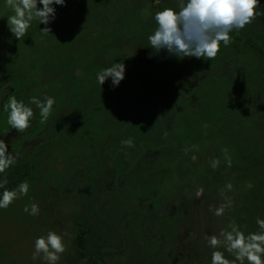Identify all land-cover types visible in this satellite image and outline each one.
<instances>
[{"label": "rangeland", "instance_id": "obj_1", "mask_svg": "<svg viewBox=\"0 0 264 264\" xmlns=\"http://www.w3.org/2000/svg\"><path fill=\"white\" fill-rule=\"evenodd\" d=\"M177 3L66 0L56 6L50 34L34 20L18 41L7 26L13 12L0 0V81L11 85L0 98L14 95L34 110L31 126L18 133L0 100V139L17 162L34 164L23 180L28 194L0 209V264H45L32 253L49 230L66 245L58 264H94L95 256L106 264H209L206 234L219 235L233 221L245 235L260 231L264 16L230 33L232 42L212 61L163 63V51L149 58L156 25L142 10L152 5L154 15ZM117 63L125 64V78L115 88L111 78L101 86L97 74ZM45 94L55 103L41 123L30 98ZM86 114L91 149L85 139L53 138ZM129 137L134 147L121 144ZM228 200L223 216L209 211ZM32 203L37 216L23 211ZM81 219L90 230L86 256L75 248Z\"/></svg>", "mask_w": 264, "mask_h": 264}, {"label": "clouds", "instance_id": "obj_2", "mask_svg": "<svg viewBox=\"0 0 264 264\" xmlns=\"http://www.w3.org/2000/svg\"><path fill=\"white\" fill-rule=\"evenodd\" d=\"M56 6H66V0H5L4 7L13 12L7 18L10 33L16 40H21L35 20L39 25H45L44 28H40L42 32L50 34L52 29L49 25L56 19ZM150 15L156 26L153 33L148 36L149 48L152 49L149 58L163 51L178 60L206 58L212 61L218 55L221 44L227 47L232 42L230 33L239 32L258 16H264V8L261 7L260 0H178L176 8L156 10L154 15L152 5H146L142 10V16ZM125 72V64L117 63L99 72L97 81L102 86L111 78L112 87L115 88L125 78ZM9 86L11 85L8 81H0V93L7 91ZM0 100L4 101L2 110L8 113L7 124L10 129H15L18 133L26 131L31 126L33 108L17 100L14 95L7 96L6 100L4 97ZM30 102L39 109L40 122H46L53 110L55 98L45 94L43 99L31 97ZM121 144L134 147L131 137L122 140ZM191 159L195 161L197 157L192 156ZM16 162L17 157L13 152H8V144L0 139V174L5 173L6 169ZM219 164L218 159H212L213 170H216ZM227 164L231 167L230 159H227ZM7 184L6 177L0 180V189H3L0 209H7L29 191L27 181L21 182L11 190L6 187ZM248 187L251 188L253 185L248 184ZM223 195L222 190L221 196ZM231 204L232 201L228 200L219 206L209 205V211L220 217ZM23 211L31 216H37L40 209L38 204L32 203L30 206L26 204ZM256 224L260 231L249 232L247 235L235 221L229 224V230H221L219 235L206 234L207 246L213 249L209 264H264V219L257 218ZM66 250L63 236L49 230L46 236L35 239L32 259L40 258L45 264H58ZM225 253L234 259L229 260Z\"/></svg>", "mask_w": 264, "mask_h": 264}, {"label": "trees", "instance_id": "obj_3", "mask_svg": "<svg viewBox=\"0 0 264 264\" xmlns=\"http://www.w3.org/2000/svg\"><path fill=\"white\" fill-rule=\"evenodd\" d=\"M255 45V44H253ZM257 47V46H255ZM261 51V49H259ZM176 59L175 57L169 56L167 53L161 55V57L159 58V61L163 62V63H168L172 60ZM96 110V109H95ZM90 119V115L86 114L82 115V116H78V118L74 119L73 121L69 122L66 126L65 129H60L58 130V133H56L54 135L53 138H56V136L62 135L64 137V143H69V139L72 136L73 138H75L76 140H78L79 144L81 145L83 139L84 142L86 144H89L90 140L89 138L86 136L88 134V120ZM85 125H87V127L85 128ZM80 139L82 141H80ZM93 144L90 143L89 144V149H91V146ZM12 170H10V172L2 173L0 174V180L4 179L5 177L8 180V184H7V188L9 190L16 188L21 182H23V180L25 178H31V175L33 170H34V164L32 163V161L28 160V159H23L22 161L16 162V164H14L11 167ZM27 176V177H25ZM2 192L3 189H0V196H2ZM90 234V230H89V226L87 225V223L85 222V220H80L79 222V228L78 231L76 233L75 236V248L78 252L79 255H83L86 256V250H87V241L88 237ZM0 256H1V251H0ZM94 264H106L103 260H102V256H95L94 257Z\"/></svg>", "mask_w": 264, "mask_h": 264}]
</instances>
